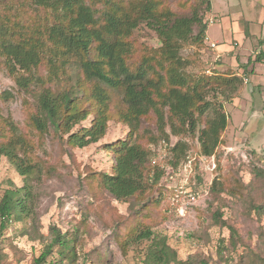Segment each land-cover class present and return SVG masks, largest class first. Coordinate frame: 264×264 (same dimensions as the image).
I'll return each mask as SVG.
<instances>
[{"label":"trees","instance_id":"1","mask_svg":"<svg viewBox=\"0 0 264 264\" xmlns=\"http://www.w3.org/2000/svg\"><path fill=\"white\" fill-rule=\"evenodd\" d=\"M181 5L183 12L165 0H0V69L5 68L20 90L33 93L34 108L26 116L31 131L39 138L52 132L68 147L82 148L98 142L110 120L128 127L124 138L107 146L115 154L111 172H91L86 179L117 201L141 199L124 243L147 240L148 264L150 259L153 264L193 263L178 259L166 238L144 219L161 205L163 218L177 212L172 198L179 190L162 181L164 167L170 165L175 174L184 165L189 154L184 136L196 137L198 155L215 153L228 124L224 103L244 83L242 76L230 72L192 75L185 70L181 46H204L208 22L202 12L210 11L211 1L185 0ZM140 25L156 33L159 47L138 42L135 31ZM210 93L215 100L207 99ZM90 116L88 126L76 127ZM170 135L177 138L171 147ZM156 141L169 147L171 160L161 163L151 146ZM34 147L10 118H0V156L24 180L0 200L1 227L32 211L29 179L39 171ZM222 189L216 179L209 185L213 198ZM151 190L160 191L157 198L150 197ZM255 210L264 214V202ZM215 215L223 223L221 214ZM53 234L34 264H45L51 255L75 264V238L55 228ZM100 261L85 264H106Z\"/></svg>","mask_w":264,"mask_h":264},{"label":"rangeland","instance_id":"2","mask_svg":"<svg viewBox=\"0 0 264 264\" xmlns=\"http://www.w3.org/2000/svg\"><path fill=\"white\" fill-rule=\"evenodd\" d=\"M165 1L175 11H184L181 4L185 0ZM210 1V11L202 12L203 21L212 18L207 27L206 43L218 42L220 47L223 43L233 45L236 41L240 48L247 28L239 15L251 21L248 28L254 30L255 26H260L264 34V0ZM135 36L148 48L160 46L156 33L145 25L136 29ZM258 46L253 42L251 49L256 50ZM202 50H209V46L205 43L201 49L187 43L181 46L180 56L187 62L185 70L192 75L213 71L207 70L210 69L208 59ZM41 72L45 71L41 69ZM251 78L242 83L230 102L224 103L229 117L221 143L212 155L215 168H211L209 160H202V155H198L195 136L182 137L188 143L190 166L185 165L188 164L186 160L175 174L170 165L164 167L162 181L186 191L180 196V203L184 204L182 212L174 214L172 211L173 215L163 218L161 205L153 211L151 218L144 219L155 233L166 238L182 261L191 259L192 264H264V214L255 210L259 202H264V81L253 84ZM1 93L5 96L0 97V118H10L32 139L39 171L29 179L31 213L5 227L0 226V264H34L35 258L53 238L54 228L62 235L75 238L78 251L75 264L98 258L106 264H148L145 256L147 240L124 243L135 222L134 213L140 207L141 199L117 201L95 185L96 181L86 179L91 172H111L115 154L107 146L124 138L128 127L110 120L105 135L98 142L70 148L52 132L39 138L26 126L27 113L34 108L33 93L20 90L5 68L0 69ZM214 97L210 93L207 99L215 100ZM90 119L91 116L76 127L88 126ZM150 128L155 133L154 125L151 124ZM166 130L169 131L168 126ZM176 141L177 138L170 135L169 146ZM160 144L156 141L151 146L164 163L171 160L172 155L169 147ZM213 179L218 180L223 188L215 198L209 192ZM23 185V177L6 157L0 156V200L6 190ZM192 187L197 197L190 204L187 196ZM159 192L151 190L148 194L157 198ZM216 211L221 214L223 223H217ZM149 263L153 264V260L150 259ZM45 264L73 263L57 261L56 255H51Z\"/></svg>","mask_w":264,"mask_h":264},{"label":"crops","instance_id":"3","mask_svg":"<svg viewBox=\"0 0 264 264\" xmlns=\"http://www.w3.org/2000/svg\"><path fill=\"white\" fill-rule=\"evenodd\" d=\"M239 17L245 22V27L247 28L242 37L240 48L237 47L239 43L236 41H233V45L223 43L220 47L217 46L218 42H210L215 44L214 48L210 47V43H206V40L204 41L209 46V50H202L208 59V67L210 69L207 70L220 73L230 72L231 74L242 76L244 83L249 82L252 79L251 77H253V84L259 81L262 83L264 81L263 28L255 26V29L251 30L248 28L251 21L242 18L241 15ZM253 42L259 45L256 50L251 49Z\"/></svg>","mask_w":264,"mask_h":264},{"label":"built area","instance_id":"4","mask_svg":"<svg viewBox=\"0 0 264 264\" xmlns=\"http://www.w3.org/2000/svg\"><path fill=\"white\" fill-rule=\"evenodd\" d=\"M208 23L209 22H212V18H207V20H206ZM207 38V37H206ZM206 40V39H205ZM210 47H212V48H214L215 47V44L214 43H210ZM201 159L202 160H205V161H207V160H209V163H211V168L212 169H214L215 168V163H214V157L213 156H209V157H206V156H201ZM187 163L188 164H186L185 163V165H187V166H190V164H191V160L190 159H188L187 160ZM184 192L186 193V191L185 190H183V189H181V190H179L175 195H174V197L172 198L173 200H174V202L176 203V205H177V207H176V210H177V212H179V213H181L182 212V210L184 209V204H181L180 203V196L182 197V196H184ZM196 197H197V192H190L189 194H188V196H187V202L188 203H190V204H192L193 202H194V200L196 199ZM183 199V198H182Z\"/></svg>","mask_w":264,"mask_h":264}]
</instances>
